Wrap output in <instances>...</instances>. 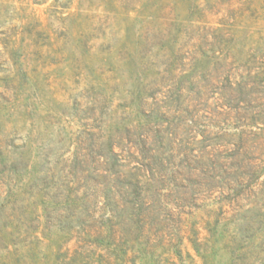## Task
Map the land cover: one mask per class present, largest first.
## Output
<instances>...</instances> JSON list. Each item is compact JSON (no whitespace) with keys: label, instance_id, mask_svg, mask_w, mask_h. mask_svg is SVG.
Instances as JSON below:
<instances>
[{"label":"rangeland","instance_id":"1","mask_svg":"<svg viewBox=\"0 0 264 264\" xmlns=\"http://www.w3.org/2000/svg\"><path fill=\"white\" fill-rule=\"evenodd\" d=\"M0 264H264V0H0Z\"/></svg>","mask_w":264,"mask_h":264}]
</instances>
